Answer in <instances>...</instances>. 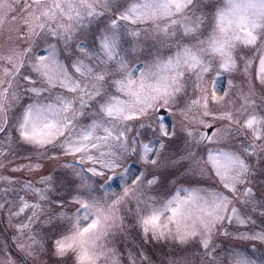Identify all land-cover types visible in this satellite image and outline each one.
I'll use <instances>...</instances> for the list:
<instances>
[{"label": "snow or ice", "instance_id": "6c2138e0", "mask_svg": "<svg viewBox=\"0 0 264 264\" xmlns=\"http://www.w3.org/2000/svg\"><path fill=\"white\" fill-rule=\"evenodd\" d=\"M0 264H264V0H0Z\"/></svg>", "mask_w": 264, "mask_h": 264}, {"label": "rangeland", "instance_id": "374dc122", "mask_svg": "<svg viewBox=\"0 0 264 264\" xmlns=\"http://www.w3.org/2000/svg\"><path fill=\"white\" fill-rule=\"evenodd\" d=\"M167 120H171V116L170 115H168V117L166 118ZM135 166V165H134Z\"/></svg>", "mask_w": 264, "mask_h": 264}]
</instances>
